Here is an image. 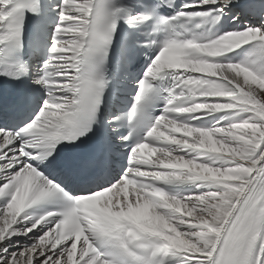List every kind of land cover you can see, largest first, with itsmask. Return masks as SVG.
I'll list each match as a JSON object with an SVG mask.
<instances>
[{
	"label": "snow or ice",
	"instance_id": "obj_1",
	"mask_svg": "<svg viewBox=\"0 0 264 264\" xmlns=\"http://www.w3.org/2000/svg\"><path fill=\"white\" fill-rule=\"evenodd\" d=\"M235 3L199 0L183 7L211 6L208 12H178L159 20L156 30L169 36L159 45L153 41L158 54L138 82L125 142L144 123L153 91L149 78L175 70L174 87L161 116L146 128V135L133 139L122 178L106 190L70 201L58 214L33 220L19 232L13 226L26 219L21 217L25 209L59 191L37 168L55 159L59 142L74 143L90 131L103 88L93 64L102 61L118 22L116 12L102 0H60L48 59L33 81L45 89L44 102L25 127L15 132L0 128V197H7L0 207V243L15 235L39 234L16 252L0 248V264H109L93 246L100 240L133 264H164L177 255L182 264H264V68L257 69L255 61L212 59L252 43L250 55L264 61V15L259 27L245 26L207 42L173 31V22L182 18L198 17L197 28L215 25ZM38 8L39 0H0V44L19 47L22 10L35 14ZM144 19L134 16L124 22L131 27ZM22 74L18 68L9 76ZM205 111H232L241 119L203 129L178 122L175 116ZM184 180L210 186L206 194L183 201L153 183ZM128 187L131 191L125 192ZM107 194L113 195L101 200ZM147 238L155 242L137 243Z\"/></svg>",
	"mask_w": 264,
	"mask_h": 264
},
{
	"label": "bare ground",
	"instance_id": "obj_2",
	"mask_svg": "<svg viewBox=\"0 0 264 264\" xmlns=\"http://www.w3.org/2000/svg\"><path fill=\"white\" fill-rule=\"evenodd\" d=\"M246 1H249V0H237V3L236 4L238 6H240L242 3L246 2ZM259 61H260V67H259V69L264 68V61H262V60H259ZM226 112H232V111H226ZM233 113H234V117L237 118V121L236 122H238L241 119V116L240 115H237L235 112H233ZM258 149H259V145H258ZM191 198L192 197H190L188 199H185L183 201H187V200H189ZM13 227L17 231H19V232H22L24 230L21 224L14 225ZM19 236L20 235L11 236L10 237V240H9V238L8 239H5L3 241V243H0V248H7L8 249V252L9 253H12V252L18 251L22 247H25L24 245L19 244L18 241H14ZM25 238H26L25 241H30L32 237L31 236H26ZM26 243H30V242H26Z\"/></svg>",
	"mask_w": 264,
	"mask_h": 264
},
{
	"label": "rangeland",
	"instance_id": "obj_3",
	"mask_svg": "<svg viewBox=\"0 0 264 264\" xmlns=\"http://www.w3.org/2000/svg\"><path fill=\"white\" fill-rule=\"evenodd\" d=\"M0 183H2V182H0ZM25 242H30V241H25ZM30 243H31V242H30ZM19 244L24 245L23 243H19Z\"/></svg>",
	"mask_w": 264,
	"mask_h": 264
}]
</instances>
